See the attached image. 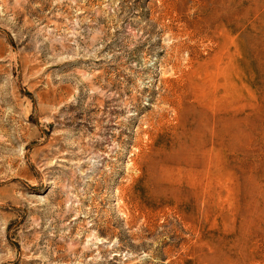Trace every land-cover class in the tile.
Segmentation results:
<instances>
[{
    "label": "rangeland",
    "instance_id": "rangeland-1",
    "mask_svg": "<svg viewBox=\"0 0 264 264\" xmlns=\"http://www.w3.org/2000/svg\"><path fill=\"white\" fill-rule=\"evenodd\" d=\"M0 264H264V0H0Z\"/></svg>",
    "mask_w": 264,
    "mask_h": 264
},
{
    "label": "bare ground",
    "instance_id": "bare-ground-1",
    "mask_svg": "<svg viewBox=\"0 0 264 264\" xmlns=\"http://www.w3.org/2000/svg\"><path fill=\"white\" fill-rule=\"evenodd\" d=\"M231 107H232V106H231ZM201 122H202V121H201ZM202 149H203V148H202ZM200 159H201V158H200ZM165 161H166V160H165ZM189 167H190V166H189ZM174 169H175V168H174ZM177 170H178V169H177ZM181 173H182V172H181ZM179 174H180V173H179ZM182 180H183V179H182ZM186 180H187V179H186ZM257 183H258V182H257ZM187 185H188V184H187ZM204 192H205V191H204ZM252 192L256 194V193H260V190H258V189L255 188V190L252 189ZM194 193H195V192H194ZM218 194H219V193H218ZM228 194H229V192H228ZM217 200H219V199H217ZM222 225H223V224H222ZM218 237H219V236H218ZM221 237H222V236H221ZM221 241H222V240H221ZM219 244H220V243H219ZM226 244H227V243H226Z\"/></svg>",
    "mask_w": 264,
    "mask_h": 264
}]
</instances>
